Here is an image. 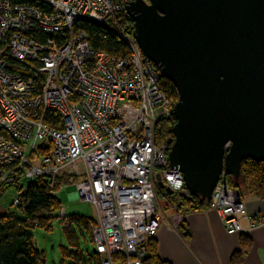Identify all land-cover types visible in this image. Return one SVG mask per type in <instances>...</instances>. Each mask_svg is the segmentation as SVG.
Returning a JSON list of instances; mask_svg holds the SVG:
<instances>
[{
  "label": "built area",
  "instance_id": "1",
  "mask_svg": "<svg viewBox=\"0 0 264 264\" xmlns=\"http://www.w3.org/2000/svg\"><path fill=\"white\" fill-rule=\"evenodd\" d=\"M132 1L0 0V189L13 187L17 205L25 181L45 177L55 195L59 177L76 180L75 196L95 210L99 264H144L145 243L162 222L157 193L171 204L189 198L182 174L168 165L167 145L155 142L174 102L134 32L117 24ZM82 21L114 32L127 54L94 52L75 27ZM206 210L227 234L243 232L245 205L223 171ZM175 211L177 228L184 216ZM59 216L67 226L61 206Z\"/></svg>",
  "mask_w": 264,
  "mask_h": 264
},
{
  "label": "water",
  "instance_id": "2",
  "mask_svg": "<svg viewBox=\"0 0 264 264\" xmlns=\"http://www.w3.org/2000/svg\"><path fill=\"white\" fill-rule=\"evenodd\" d=\"M125 10L177 94L168 165L209 199L222 171L237 179L242 161L264 162V0H134Z\"/></svg>",
  "mask_w": 264,
  "mask_h": 264
},
{
  "label": "trees",
  "instance_id": "3",
  "mask_svg": "<svg viewBox=\"0 0 264 264\" xmlns=\"http://www.w3.org/2000/svg\"><path fill=\"white\" fill-rule=\"evenodd\" d=\"M117 24L120 28H128L133 32V21L130 17L117 16ZM75 27L86 33L88 43L94 52L104 51L114 56L127 54L125 44L114 32L87 21L76 22ZM160 84L162 90L175 103L176 91L173 84L164 78L161 79ZM53 118L55 119V116L52 115L51 119ZM50 120L47 119V122L49 123ZM174 124L175 119L172 114L170 121L160 122L156 126L155 142L166 144L168 151L173 142L172 128ZM226 176L229 186L237 189L241 198L243 191H246L264 200V162L244 160L241 162L240 175L237 179L228 174ZM62 180L70 182L68 178L59 177L55 181L54 187ZM48 183L49 180L45 177L23 183L24 191L19 195V203L16 205L23 212V218L20 219L13 213H0V264H44L43 254L36 249L29 228L42 227L51 218V216L46 215L56 209L58 210L61 206L55 195L50 193ZM209 203L210 198L205 199L189 193V198H177L175 208L184 211L203 210L209 206ZM70 219L77 227L85 229L86 232L89 227L91 228L90 221L92 219H82L80 217ZM67 222L66 229H69L70 223L68 220ZM66 229L65 233L69 243L76 247L77 240L74 232ZM89 236L91 237V234ZM244 241L247 242L249 239L244 237ZM145 246L148 255L144 264H169L158 258L153 238L149 239ZM243 249L245 250L244 247ZM63 254L70 257L69 264H99V259L94 253L84 255L79 250H74L71 252L64 251ZM239 255L234 257L232 264L236 260L235 258H238L236 264H239Z\"/></svg>",
  "mask_w": 264,
  "mask_h": 264
},
{
  "label": "crops",
  "instance_id": "4",
  "mask_svg": "<svg viewBox=\"0 0 264 264\" xmlns=\"http://www.w3.org/2000/svg\"><path fill=\"white\" fill-rule=\"evenodd\" d=\"M242 201L246 215L239 218L241 234H227L216 215L206 209L180 210L184 218L177 228L172 218L164 225L161 222L153 237L158 258L169 264H232L240 254L239 264H264V200L243 191Z\"/></svg>",
  "mask_w": 264,
  "mask_h": 264
},
{
  "label": "rangeland",
  "instance_id": "5",
  "mask_svg": "<svg viewBox=\"0 0 264 264\" xmlns=\"http://www.w3.org/2000/svg\"><path fill=\"white\" fill-rule=\"evenodd\" d=\"M177 101V94H176ZM175 104V103H174ZM75 181L70 182L61 181L54 187L55 197L60 203L61 207L65 210L66 219L70 223L69 229L64 226V222L61 221L59 216V209L54 210L46 216H51L45 224L33 228H29L30 233L33 236V242L38 251L43 254L44 264H69L70 257L64 255L63 252H71L79 250L84 255L93 253V242L91 228L86 232L85 229L77 227L75 223L70 219L72 217H80L82 219H95V210L93 206L75 196ZM17 192L13 187H9L6 190L0 189V213H13L18 218H23V212L20 211L13 199ZM177 198H172L171 202L174 207L177 203ZM157 201L159 205V214L162 219L163 225L167 220H170L176 211L172 204L166 200L159 192L157 193ZM66 230H71L77 240V246L70 244L66 237ZM91 232V233H90ZM91 234V237L89 236Z\"/></svg>",
  "mask_w": 264,
  "mask_h": 264
}]
</instances>
